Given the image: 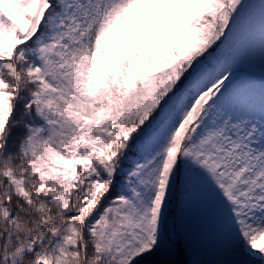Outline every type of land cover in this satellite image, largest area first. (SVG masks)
<instances>
[{"label":"snow or ice","instance_id":"6c2138e0","mask_svg":"<svg viewBox=\"0 0 264 264\" xmlns=\"http://www.w3.org/2000/svg\"><path fill=\"white\" fill-rule=\"evenodd\" d=\"M0 264H264V0H0Z\"/></svg>","mask_w":264,"mask_h":264}]
</instances>
